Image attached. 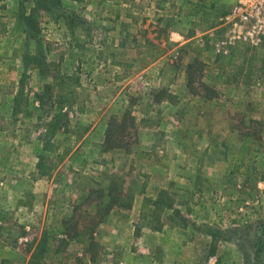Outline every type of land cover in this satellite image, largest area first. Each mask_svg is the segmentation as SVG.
Wrapping results in <instances>:
<instances>
[{"label":"rangeland","instance_id":"obj_1","mask_svg":"<svg viewBox=\"0 0 264 264\" xmlns=\"http://www.w3.org/2000/svg\"><path fill=\"white\" fill-rule=\"evenodd\" d=\"M234 2L0 0V264H264V44L219 45ZM126 113L118 160L103 144ZM105 173L107 209L81 178ZM161 190L174 208L155 217ZM55 213L69 232L40 252Z\"/></svg>","mask_w":264,"mask_h":264},{"label":"trees","instance_id":"obj_2","mask_svg":"<svg viewBox=\"0 0 264 264\" xmlns=\"http://www.w3.org/2000/svg\"><path fill=\"white\" fill-rule=\"evenodd\" d=\"M73 1H78V2H83L84 0H73ZM114 3H120L123 0H113ZM226 11L222 12L224 15ZM32 16V15H31ZM31 16H27L24 19H30ZM33 29V28H31ZM150 48L148 51L144 53L143 60L147 64L152 63L154 60L158 59L161 56V49L154 44L149 45ZM248 46L247 43L240 42L237 44V46L232 50L234 53V56L239 54L241 50ZM254 54L251 55L252 62H251V67H250V76H251V85H257L259 79H263L264 82V64L262 66L259 65L260 61V56L257 54V48L254 47L253 49ZM143 67V66H142ZM141 67V68H142ZM128 74H123L120 78H125L127 77ZM232 92V88H229V94ZM72 94V93H71ZM59 114V113H58ZM55 115L47 124H46V130L43 135V146L45 150L49 151H54L55 150V145L52 142V138L56 135L59 129V120L57 119ZM128 113H126L121 120L118 118H114L108 126L107 132H106V139L104 141V148L103 150L109 151V150H114V153L116 154L115 159L122 160L123 155L127 152V145L121 146L118 144V142H115L113 139V134L115 132L114 125H118L116 128H120L122 132H124V128L126 126V121L128 119H132V117H128ZM81 178L85 181L84 186L82 189L87 190L89 193V196L94 197L95 194L98 195V199H101V203L99 204L102 207L111 208L112 206L116 205L115 202L110 201L114 198V196L120 195V193H117V189L115 187V183L112 182L111 177L108 174H103V177L101 178L100 181H97L95 178L86 175V174H81ZM127 196H125L126 198ZM116 198H114L115 201ZM133 204V197L129 199V202L127 204L123 203L122 206L125 207H131ZM109 205V206H108ZM154 205V216L155 217H160L162 213L170 208H174L173 200L172 198L168 195L167 190H161L159 193L158 197L156 200L153 201ZM178 212V211H176ZM61 213V212H60ZM60 213H55L51 220V224L49 229L53 233L46 232L39 243V250L40 252H51L55 248V242L57 240V234L63 235V234H68L69 232V223L68 220L60 217ZM176 215V213H174ZM174 216H170L171 220L173 222H177L176 218ZM79 223V222H78ZM178 223V222H177ZM82 233L77 234L76 238L81 239L82 238ZM86 262V260L84 261Z\"/></svg>","mask_w":264,"mask_h":264},{"label":"built area","instance_id":"obj_3","mask_svg":"<svg viewBox=\"0 0 264 264\" xmlns=\"http://www.w3.org/2000/svg\"><path fill=\"white\" fill-rule=\"evenodd\" d=\"M220 22L224 33L219 45L225 51L240 42L264 44V0H235Z\"/></svg>","mask_w":264,"mask_h":264},{"label":"crops","instance_id":"obj_4","mask_svg":"<svg viewBox=\"0 0 264 264\" xmlns=\"http://www.w3.org/2000/svg\"><path fill=\"white\" fill-rule=\"evenodd\" d=\"M153 235L154 236L156 235V237H159L161 239V242H160L159 245L163 249H166L167 254H169V255H175V256L177 254H180L179 252L181 251V247H179V245L174 242L176 240V238L173 235H171L169 233L167 234V233H165L163 231L158 232V233H155ZM163 239H165L164 242H163ZM170 239H171V242L169 243V240ZM5 248H7V247H5Z\"/></svg>","mask_w":264,"mask_h":264}]
</instances>
